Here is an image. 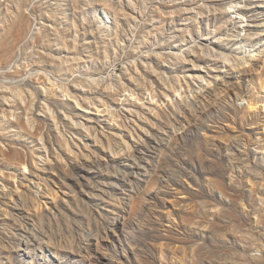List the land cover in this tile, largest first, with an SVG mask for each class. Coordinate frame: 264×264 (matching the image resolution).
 I'll use <instances>...</instances> for the list:
<instances>
[{
	"label": "rangeland",
	"instance_id": "obj_1",
	"mask_svg": "<svg viewBox=\"0 0 264 264\" xmlns=\"http://www.w3.org/2000/svg\"><path fill=\"white\" fill-rule=\"evenodd\" d=\"M0 264H264V0H0Z\"/></svg>",
	"mask_w": 264,
	"mask_h": 264
},
{
	"label": "bare ground",
	"instance_id": "obj_2",
	"mask_svg": "<svg viewBox=\"0 0 264 264\" xmlns=\"http://www.w3.org/2000/svg\"><path fill=\"white\" fill-rule=\"evenodd\" d=\"M254 56H255V55H254ZM252 58H253V55H251L249 59L251 60Z\"/></svg>",
	"mask_w": 264,
	"mask_h": 264
}]
</instances>
